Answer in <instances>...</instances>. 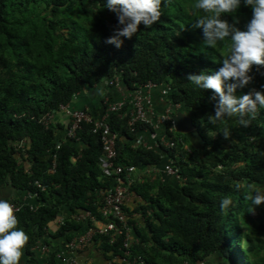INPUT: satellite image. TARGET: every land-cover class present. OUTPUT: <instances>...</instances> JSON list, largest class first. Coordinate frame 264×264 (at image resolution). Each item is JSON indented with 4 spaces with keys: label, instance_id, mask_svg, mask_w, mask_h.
<instances>
[{
    "label": "trees",
    "instance_id": "1",
    "mask_svg": "<svg viewBox=\"0 0 264 264\" xmlns=\"http://www.w3.org/2000/svg\"><path fill=\"white\" fill-rule=\"evenodd\" d=\"M195 2L170 0L165 5L162 0L160 21L151 28L141 24L131 39L121 37L123 45L116 48L106 43L118 24L116 14L106 8L107 0H0V191L8 186L29 192L40 204L16 214L18 228L29 236L22 250L26 264H41L31 251L36 242L49 247L51 240L65 243L85 231L88 223L71 216L88 211L100 219L97 193L108 189L112 179L103 173L98 136L88 125L80 126L76 140L62 142L55 135V128L62 127L45 128L41 120L69 104L74 94L118 71L127 90L148 81L168 83L180 112L194 125L192 133L174 135L184 145L193 133L200 141L190 146V155H184L179 143L169 153L176 154L182 185L145 180L130 186L139 197L140 215L150 210L136 227L124 209L137 239L131 252L141 256L143 264H264V210L250 218L251 201L245 198L254 194L250 189L264 192V109L248 127L238 117L209 123L219 98L213 99L212 90L197 88L187 76L218 71L231 41L205 46L202 30L193 27L197 15H205L193 14ZM251 15L241 0L236 27L245 31ZM222 18L234 22L233 15ZM250 74L252 83L237 89L236 95L253 89L264 93V67L253 66ZM118 115L111 114L108 121L117 135L115 162L136 168L157 164V153L132 146L135 134L129 132L127 118ZM225 127L229 139L223 137ZM22 139L26 148L18 162L11 144ZM225 197L232 204L222 211ZM58 219L61 225H56ZM92 241L103 254L121 256L119 240L110 245L106 237L95 236ZM58 252H47L42 264H63Z\"/></svg>",
    "mask_w": 264,
    "mask_h": 264
},
{
    "label": "built area",
    "instance_id": "2",
    "mask_svg": "<svg viewBox=\"0 0 264 264\" xmlns=\"http://www.w3.org/2000/svg\"><path fill=\"white\" fill-rule=\"evenodd\" d=\"M93 89L103 92L99 114L95 115L86 108L72 109L70 107L72 101L86 92L85 89L81 93L74 94L69 104L59 105L56 111L46 114L41 120L45 128H52L55 125V114L61 113L65 116L62 142L76 140V131L82 124L88 125L90 132L98 136L103 173L106 176H112L110 187L97 193L99 198L96 204L97 214L101 220L88 211L71 216L75 221H86L88 226L80 235L65 242L63 249L70 253L81 251L93 237L103 236L110 245L116 240L120 241L121 256L115 255L112 260L119 264H143L142 257L131 252L137 239L132 227L127 224L125 204L130 200H139V197L130 191V186L134 182L143 183L145 180H154L162 185L171 186H180L184 183V178L180 176L175 165L176 154L169 155L175 150L177 143L181 144L185 156L191 154L189 148L179 138L174 137L172 117L180 112L182 107L180 103L172 99V88L168 83L155 84L148 81L141 85H132L131 89L127 90L121 83L120 71L101 80L93 86ZM109 92L119 94V97L114 100ZM111 114H119V118H127L126 125L129 132L135 134L132 146L157 153L160 158L157 164L136 168L133 165L122 166L115 162L117 135L109 127L108 121ZM57 141L56 149L61 145V142ZM11 147L19 162V156L26 148V141L24 139L14 141ZM24 194V200L9 201L14 207L15 215L23 207L34 210L40 205L35 201V194L29 192ZM147 215H149L148 212L145 213V216ZM61 224L62 219H58L56 225ZM31 251L40 256L41 264L44 263L43 258L48 252V247L42 241L36 242ZM64 251L56 254V258L61 263L80 264L72 257L65 256ZM197 264H206V262L201 260Z\"/></svg>",
    "mask_w": 264,
    "mask_h": 264
},
{
    "label": "clouds",
    "instance_id": "3",
    "mask_svg": "<svg viewBox=\"0 0 264 264\" xmlns=\"http://www.w3.org/2000/svg\"><path fill=\"white\" fill-rule=\"evenodd\" d=\"M170 0H163L168 4ZM245 7L251 8V19L246 30L236 27L239 20L235 14L241 6V0H196L192 6L193 14L203 12L193 24L194 28L202 30L204 44L215 48L219 41L230 39L229 54L222 60V67L213 74H189L187 80L199 89L214 92L213 99L218 97L215 112L209 118V123L215 125L225 118L238 117L243 127H248L261 109H264V93L252 90L247 94L236 95L237 89H243L253 81V66L264 67V0H243ZM162 0H107L106 8L115 13L118 24L106 43L120 48L123 45L121 37L131 39L139 26L151 28L160 21ZM225 14L233 15L234 22L223 19ZM225 139L230 138V130L222 131ZM239 189V184H237ZM253 195L245 198L251 201L249 212L255 213L257 206L264 204V192L252 190ZM232 204L231 198L220 201L222 211ZM19 220L15 215L13 205L6 199H0V264H20L23 249L29 236L18 228Z\"/></svg>",
    "mask_w": 264,
    "mask_h": 264
},
{
    "label": "crops",
    "instance_id": "4",
    "mask_svg": "<svg viewBox=\"0 0 264 264\" xmlns=\"http://www.w3.org/2000/svg\"><path fill=\"white\" fill-rule=\"evenodd\" d=\"M102 91L96 90V89H89L86 90V94L83 97L79 96L76 100L72 101L70 107L72 109H81L86 108L93 114H99L101 112V105H100V99L102 94ZM109 95L112 99H117L119 97V94L109 92ZM54 122L55 125H59L62 128H55V135L57 139L62 140L63 139V129L65 127V116L61 113H57L54 116ZM54 125V126H55ZM147 138V137H146ZM25 194L23 192H18L13 189H11L8 186H4L2 190L0 191V199H8L11 201H20L24 200ZM137 200H130L125 204V210H127L131 214V220L135 223L136 227H141L143 217L141 216L140 212L138 211L137 207H139ZM140 205V204H139ZM150 213V210H147L145 213ZM62 215H67L65 211H62ZM54 230V227H52ZM80 235V234H78ZM74 235V237L78 236ZM73 238V237H72ZM63 244L64 242L62 239H54L51 240L48 247V252L53 251L55 249H58L59 252H63ZM98 244L93 243L91 241L83 250L76 251V252H66L64 251V255L68 257H72L75 261H77L80 264H119L115 260H112V257L107 256V254H103L101 249L97 246ZM36 258L40 259V256L36 254ZM20 264H26L25 257L22 255ZM208 264V263H207Z\"/></svg>",
    "mask_w": 264,
    "mask_h": 264
},
{
    "label": "water",
    "instance_id": "5",
    "mask_svg": "<svg viewBox=\"0 0 264 264\" xmlns=\"http://www.w3.org/2000/svg\"><path fill=\"white\" fill-rule=\"evenodd\" d=\"M172 125L173 129L177 133L187 134L192 133L194 131V125L192 123V120L182 112H177L172 117Z\"/></svg>",
    "mask_w": 264,
    "mask_h": 264
},
{
    "label": "rangeland",
    "instance_id": "6",
    "mask_svg": "<svg viewBox=\"0 0 264 264\" xmlns=\"http://www.w3.org/2000/svg\"><path fill=\"white\" fill-rule=\"evenodd\" d=\"M228 40H230V39H228ZM85 94H86V92L85 93H81L78 99H80V97L85 96ZM177 136L178 135H176V134L174 135V137H177ZM180 136L181 137H184V134L183 135L181 134ZM187 136H188V138L186 139L185 144H186V146L189 149H190V146L191 145H194V146L200 145V141H199V143L197 142V136H196V134L193 133L191 136H189V135H187ZM225 143H227V142H225ZM225 143H223V144H225ZM230 143L231 142H228V146H229ZM225 145H227V144H225ZM203 161L206 164H208V160L207 159H203ZM259 191H260V189H259ZM251 207H252V204H251ZM263 210H264V204H262L260 206H257L256 209H255V213L254 214L252 212L249 213L250 218H255L257 215L261 214ZM243 244H244V242H242L241 245H243ZM210 264H216V263H215V261L212 262L210 260Z\"/></svg>",
    "mask_w": 264,
    "mask_h": 264
}]
</instances>
